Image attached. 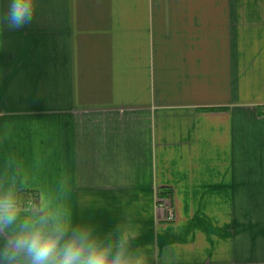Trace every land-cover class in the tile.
Here are the masks:
<instances>
[{
	"label": "crops",
	"instance_id": "obj_1",
	"mask_svg": "<svg viewBox=\"0 0 264 264\" xmlns=\"http://www.w3.org/2000/svg\"><path fill=\"white\" fill-rule=\"evenodd\" d=\"M36 4L0 25V183L147 264H264V0Z\"/></svg>",
	"mask_w": 264,
	"mask_h": 264
},
{
	"label": "clouds",
	"instance_id": "obj_2",
	"mask_svg": "<svg viewBox=\"0 0 264 264\" xmlns=\"http://www.w3.org/2000/svg\"><path fill=\"white\" fill-rule=\"evenodd\" d=\"M36 0H9L0 25L19 30L31 24ZM15 179L0 183V237L4 264H147L132 247L134 237L113 243L93 235L91 227L73 226L67 207L46 192L25 206Z\"/></svg>",
	"mask_w": 264,
	"mask_h": 264
},
{
	"label": "built area",
	"instance_id": "obj_3",
	"mask_svg": "<svg viewBox=\"0 0 264 264\" xmlns=\"http://www.w3.org/2000/svg\"><path fill=\"white\" fill-rule=\"evenodd\" d=\"M167 207H168V215H167V218L169 220H172L174 218V210L171 207V205H168Z\"/></svg>",
	"mask_w": 264,
	"mask_h": 264
},
{
	"label": "trees",
	"instance_id": "obj_4",
	"mask_svg": "<svg viewBox=\"0 0 264 264\" xmlns=\"http://www.w3.org/2000/svg\"><path fill=\"white\" fill-rule=\"evenodd\" d=\"M169 193H170V190L164 189V190H162L160 192V196L161 197H166V196H169L170 197Z\"/></svg>",
	"mask_w": 264,
	"mask_h": 264
}]
</instances>
